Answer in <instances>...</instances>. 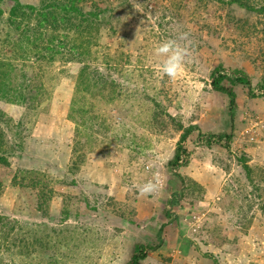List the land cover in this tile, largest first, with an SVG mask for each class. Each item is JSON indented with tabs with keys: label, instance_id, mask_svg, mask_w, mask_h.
<instances>
[{
	"label": "rangeland",
	"instance_id": "obj_1",
	"mask_svg": "<svg viewBox=\"0 0 264 264\" xmlns=\"http://www.w3.org/2000/svg\"><path fill=\"white\" fill-rule=\"evenodd\" d=\"M11 5L0 4V61L39 73L44 90L32 104L0 97L8 151L0 164V264H126L136 243L159 245L142 264H214L212 256L219 264H264V97L236 88L232 130L228 97L210 86L218 65L250 72L254 86L264 78V13L216 0H107L92 30L70 34L78 47L89 38L88 54L33 61L31 50L15 46ZM178 32L191 34L195 56L170 80L159 73L155 48ZM9 65L0 68L6 82L15 79ZM83 67L107 87L91 82L76 105ZM79 105L83 127L72 110ZM178 124L232 132L230 148L208 146L195 131L184 144L181 180L168 165ZM157 172L162 190L140 196L138 187Z\"/></svg>",
	"mask_w": 264,
	"mask_h": 264
},
{
	"label": "trees",
	"instance_id": "obj_2",
	"mask_svg": "<svg viewBox=\"0 0 264 264\" xmlns=\"http://www.w3.org/2000/svg\"><path fill=\"white\" fill-rule=\"evenodd\" d=\"M5 1L12 2L9 9V19L8 23L10 29L13 30L14 37H16L17 45L23 47L25 50H31L32 56L27 57L30 60H48L53 61L56 56H74L81 59L82 56L90 52L89 47L91 41L85 40L81 41L80 46L74 45L75 40L70 41V34L77 33V37L80 39L82 36L81 32H88L95 27L101 16L104 15L107 10L103 9L101 6L107 0H38V5L35 4H24L21 0H0V4ZM218 2L229 4H236L237 6L244 8L248 11H253L264 13V7L260 9H255L252 5L248 3L247 0H216ZM123 3V2H121ZM89 5L93 10L86 12L85 7ZM4 11L0 8V21L3 20ZM9 52L8 49H6ZM77 58V59H78ZM1 59H3L1 57ZM26 61V59H24ZM14 66L13 63H1L0 68L6 69L7 66ZM15 69L11 70L9 73H15V79L12 82H6L3 77V73L0 71V97L7 98L13 104H32L39 101L41 98L44 86L37 87V83L41 80V75L39 73H33L34 77L28 75L22 68L20 70L17 66ZM31 68H33L30 65ZM95 73V78H91L88 75L86 68H82L81 74L79 75L80 83L78 84V95L80 100L74 98V104H82V100L86 99L83 93L88 92L92 87H107V80H102L101 76L97 71ZM37 80V81H36ZM11 81V80H10ZM92 85H89L91 84ZM85 83L86 87H85ZM84 85V88L81 87ZM42 85V84H41ZM89 86V87H88ZM210 86L212 90L218 94H223L228 97V112L231 119V128L235 129V115L237 111V94L236 88L244 86L248 90L249 96L264 97V78L261 79L255 86L252 84L251 77L239 68L225 69L223 66L218 65L211 73V83ZM82 102V103H81ZM83 105V104H82ZM79 105L77 111L75 106H72V110L76 114H80V117L75 120L80 126L83 125V120H87L85 117V110L81 109L83 106ZM74 117V115H72ZM72 117V118H73ZM170 119L176 123L175 119L170 116ZM177 124V123H176ZM178 129L181 132L177 146L174 151V156L169 161L168 165L170 170H173L176 175L183 180V177L179 173V170L189 163V152L185 148V142L188 138L195 132H199V136L204 139V142L211 146L214 143H224L223 146L230 148V143L233 138V133H223V134H202L199 126L190 125L184 127L183 124H178ZM79 129V128H78ZM79 132V130H78ZM6 137L4 135L3 129L0 127V164L6 162L7 159V149L6 147ZM242 168L246 172L247 178L250 182L252 180V169L248 166L245 157L239 158ZM33 186H36L35 183ZM173 203V200L170 201ZM165 217L170 221H176V217L172 215L170 210H166ZM1 222V218H0ZM162 228L158 232V236L161 238ZM6 230H4L5 234ZM22 240L24 236L22 235ZM18 242L15 239V244ZM159 245H144L143 243H136L133 246L132 254L129 261L126 264H142L148 257L149 251H156ZM209 256V255H207ZM214 264H219L218 261L212 256Z\"/></svg>",
	"mask_w": 264,
	"mask_h": 264
},
{
	"label": "clouds",
	"instance_id": "obj_3",
	"mask_svg": "<svg viewBox=\"0 0 264 264\" xmlns=\"http://www.w3.org/2000/svg\"><path fill=\"white\" fill-rule=\"evenodd\" d=\"M155 55L160 62L157 65L161 77L176 80L185 71L186 65L191 63L195 56V44L189 32H178L172 38L159 43L155 48ZM163 188L160 173L138 187L140 196H154Z\"/></svg>",
	"mask_w": 264,
	"mask_h": 264
},
{
	"label": "crops",
	"instance_id": "obj_4",
	"mask_svg": "<svg viewBox=\"0 0 264 264\" xmlns=\"http://www.w3.org/2000/svg\"><path fill=\"white\" fill-rule=\"evenodd\" d=\"M249 73H250V72H248V75H250Z\"/></svg>",
	"mask_w": 264,
	"mask_h": 264
}]
</instances>
